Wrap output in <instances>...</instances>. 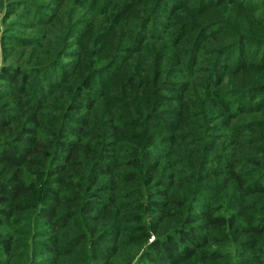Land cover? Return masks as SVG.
Listing matches in <instances>:
<instances>
[{
	"label": "trees",
	"instance_id": "obj_1",
	"mask_svg": "<svg viewBox=\"0 0 264 264\" xmlns=\"http://www.w3.org/2000/svg\"><path fill=\"white\" fill-rule=\"evenodd\" d=\"M0 264H264V4L0 0Z\"/></svg>",
	"mask_w": 264,
	"mask_h": 264
},
{
	"label": "rangeland",
	"instance_id": "obj_2",
	"mask_svg": "<svg viewBox=\"0 0 264 264\" xmlns=\"http://www.w3.org/2000/svg\"><path fill=\"white\" fill-rule=\"evenodd\" d=\"M256 1H259V2H261V3H263V4H264V2H263V1H260V0H256Z\"/></svg>",
	"mask_w": 264,
	"mask_h": 264
},
{
	"label": "built area",
	"instance_id": "obj_3",
	"mask_svg": "<svg viewBox=\"0 0 264 264\" xmlns=\"http://www.w3.org/2000/svg\"><path fill=\"white\" fill-rule=\"evenodd\" d=\"M260 1H263L264 2V0H260Z\"/></svg>",
	"mask_w": 264,
	"mask_h": 264
}]
</instances>
